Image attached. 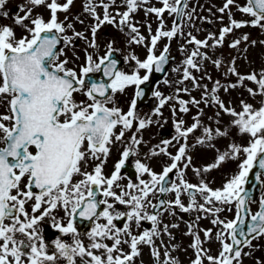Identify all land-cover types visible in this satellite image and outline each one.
<instances>
[{
  "label": "snow or ice",
  "instance_id": "1",
  "mask_svg": "<svg viewBox=\"0 0 264 264\" xmlns=\"http://www.w3.org/2000/svg\"><path fill=\"white\" fill-rule=\"evenodd\" d=\"M8 2L0 0V17L11 19L23 29V34L17 37L12 26L0 25V103L6 106V111L0 112V264H77V261L79 264H137V261L143 264L145 247L153 264H181L172 254L181 247L174 243L173 235L179 224L164 220L166 215L177 217V210L196 213L184 233L191 237V243L184 249L192 250L190 264H244L245 258H253L256 251L264 249V245L254 243L264 240V195L258 200V210L253 212L249 205L254 201L247 187L254 168L264 170V67L241 74L237 66L239 59L247 60L248 47L241 46L255 47L257 41L249 42L248 34L232 40L227 47L238 54L227 62L213 59L208 52L211 49L214 55V50L223 48L226 37L234 34V30L252 27L264 32V0H245L243 5L236 0H224L217 11L221 23L227 14L228 24L219 29L218 36L209 33L203 40L184 32L185 27H195L197 19L196 8L190 9L188 0H157L161 7H156L152 0H120V3L84 0L83 11L92 20L84 32L76 31L74 23L69 22L67 14L74 0L63 3L25 0L11 16L5 10ZM233 7L249 19H234ZM40 8L48 13L47 20L42 13L33 15ZM121 8L124 10L120 11ZM141 10L146 18L154 15L159 21L154 34L147 22L148 36L141 33L140 22L134 20ZM58 13L64 14L63 20ZM165 13L173 17L168 30H165ZM199 19L212 23L207 17ZM75 21L84 24L79 17ZM105 25L122 33L127 29L128 45L146 49L143 60L134 53L124 57L130 71L118 68L117 59L112 57L119 50L112 41L102 57L94 55L99 49L98 32ZM68 31L72 35H67ZM180 38L184 43L179 51L186 55L181 64L171 69L180 76L175 81L177 87L170 96L153 89L151 95L158 104L150 116L142 118L138 114V99L145 96L142 86L147 87L154 73L167 74L170 42ZM77 40H83L86 45L79 71L68 67L67 59L60 58L66 55V49L75 48ZM162 40L167 42L157 55ZM259 44L264 47V40ZM207 63L222 70L226 82L213 81L206 70ZM194 71L201 75H194ZM96 72H102L108 82L87 84L85 78ZM230 78H235V82ZM204 80L212 87L203 83ZM163 82L170 84L167 79ZM186 82L191 87H179ZM249 82L255 87H249ZM130 87L134 88V97L125 112L117 106L115 97L126 94ZM237 88H243L250 98L260 97V106L241 99L238 112L226 104L221 95ZM197 90L200 99L191 95ZM181 93L189 99L180 98ZM77 94L84 99L78 101ZM170 102H174L173 117L189 113V106L196 108L192 124L185 127V120L174 119L176 135L162 140L146 153L148 160L166 158L159 173L137 159V182L120 184L125 162L138 154L137 146L145 143L137 134L157 122L152 117L161 116V110ZM201 104L215 107L216 119L208 117L215 127L201 121L204 114ZM221 113L232 118L229 130L220 126ZM133 128L135 131L126 141V132ZM231 128L248 136L247 146L230 143L226 150L217 149V138H229ZM197 130L201 132L198 137L194 135ZM190 134L195 140L191 145ZM117 143L125 147L114 170L106 176L104 168ZM169 147L176 149L175 154ZM197 147L216 152L213 162L195 166L189 150ZM229 161H239L237 171L221 188L213 189L207 174ZM189 171L198 178L196 184L187 179ZM262 174L255 173L257 182ZM145 175L148 179L142 178ZM172 175L176 179L169 183ZM169 194L171 199H160ZM60 212L63 217L58 218ZM225 212H234V218L221 219ZM77 216L92 222L90 231L85 233L87 244L74 226ZM202 219H210L219 230L200 228ZM45 220L51 221L59 233L70 236L71 243L57 237L50 253L40 227ZM117 222H123L122 226ZM145 222L150 228H144ZM212 241L219 244L216 255L205 247ZM254 264H264V257L255 258Z\"/></svg>",
  "mask_w": 264,
  "mask_h": 264
},
{
  "label": "rangeland",
  "instance_id": "2",
  "mask_svg": "<svg viewBox=\"0 0 264 264\" xmlns=\"http://www.w3.org/2000/svg\"><path fill=\"white\" fill-rule=\"evenodd\" d=\"M237 1L238 0H236V3L240 4ZM59 2L63 3V2H65V0H59ZM23 3H25V0H9L5 10L8 11L10 16H11V15L16 13L17 6L20 4H23ZM117 3H120V0H117ZM152 3L156 7H159L161 5L160 3L157 2V0H152ZM223 3H224L223 0H192L189 4V8L190 9L192 7L196 8V14L195 15H196L197 19H195V21H194L195 27H185L184 32L185 33L191 32L192 35L196 36L197 39H200V40L205 39L209 33H214L218 36L219 29L221 27L227 25L229 22L228 17H226V14H224V17H223V23H221L219 20V17L221 14L217 11V9L222 7ZM83 4H84V0H74V4L70 8L69 13L67 14L68 18H69V22H73L76 17H79V19H81L83 21H89V22L92 21L91 18L88 17L87 14L83 11ZM209 9H211V12H209ZM123 10H124L123 8L120 9V11H123ZM231 10L233 13V18L236 19L237 21L244 20L245 18L248 17L246 15L239 13L235 7H233ZM113 11H114V9H113ZM41 13L44 15V18L47 20L48 13L43 8L37 9L33 13V15L35 16V15L41 14ZM21 15H23V13H21ZM58 16H59L60 20L64 19V14L58 13ZM135 17H137V18H135ZM199 17H207L209 20L212 21V23L202 22L199 19ZM171 18L172 17L169 16L168 14H167V17H164V22H166L165 26H167V23H168L169 28H171L169 25ZM134 20L150 21L152 23L151 24L152 26H154L153 20H156V23H157L156 26H158V23H159V21L156 19L155 16H154V19L152 18L151 15L146 18L143 10H141L137 14H135ZM5 22L10 23V24L13 23L11 19H4V18L0 17V25H3ZM150 22H148V23H150ZM7 25H9V24H7ZM15 26L16 25H14L12 27L14 28ZM84 27H85L84 25L79 24V25H77V28H75V30L78 32H84L85 31ZM196 28H198V29L196 30ZM103 29H104V27H103ZM145 29H147L146 26H145ZM21 30H23V29L21 28ZM165 30H166V28H165ZM246 30H247V27L236 30L238 32L236 34V36H239V34L242 33V31H246ZM126 32H127V29H125V32L122 33V35L124 36L123 43L128 45L127 36L125 34ZM251 32H252V35L249 36V42L252 40H255V41H257V44L255 47H249L246 44L241 46V47H248L247 60L241 58L237 61L238 70L241 74L247 73L246 65L251 66V71H253V70L258 71L262 67H264V47H262L259 44V41L264 39V32L260 31L259 29L252 30ZM66 34L71 35L72 32L68 31ZM102 34H104V33H102ZM233 38L226 37L225 44H224L223 48H219V49L214 50V53H215L214 55H213V50L209 49L208 50L209 55H212L213 59L220 58L222 60H225V62L230 60L232 58V56H236L238 53L227 47L228 43H230ZM106 39L109 40L110 38H106ZM112 39H114V41L117 42L116 38H112ZM166 42L167 41L162 40L159 43L158 49H157V54H159V51L163 48V45ZM183 43H184L183 38L182 39L180 38L178 41L173 43L172 52L176 53L179 56L178 63L175 64L173 67H176L177 65L181 64L182 60L184 59V57L186 55V53L182 54L179 51V48ZM210 43H211V41H210ZM140 48L143 52H146V49L144 47L140 46ZM189 50H191V46H189ZM136 53H137V50H136ZM145 56L141 55V58L144 59ZM205 67H206L208 74L212 75L213 81L220 79L222 82H226V81H224V78L221 74L222 70H219V72H217L218 69L213 67L211 65V63H207L205 65ZM193 74L196 76L201 75V73H197L195 71L193 72ZM166 79L170 82V84H165L164 82H162V84H161L162 87H161L160 91L162 92V94L164 96H170L174 93V91L177 87L175 81L179 80L180 76L178 74L170 71L169 75ZM230 81L235 82V78H230ZM203 83L208 84L209 88L212 87V84L208 80H204ZM184 86L191 87V84H190V82H186L185 85H180L179 87H184ZM248 86L249 87H255L250 82L248 83ZM191 95L197 99H200V91H198V90L192 92ZM186 97H189V96L186 94H183V93L180 94V98L185 100ZM221 98L226 102V104H229L231 102L232 107H234L236 109V111H238V112L241 110V108H240V100L241 99H244L246 102L253 104L255 107L260 106L259 105L260 97L250 98L248 93L243 88H237L235 90H230V92L228 94H222ZM173 103L174 102H170L168 105H166L161 110L162 115L158 116V117L168 118L169 121L172 123H173L174 119L182 118L186 122L185 127L190 126L193 122L192 117L197 115V109L189 106L191 108L189 113L179 114L177 117H173L172 112H171V108H172ZM157 104H158V101H156L153 110L155 109ZM200 107L204 109V114L200 117L203 124L206 126L214 127L215 124L212 121H209L208 117H213L214 120L216 119L214 116V113L216 111L215 107H205L203 104H201ZM5 111H6V106L3 105L2 103H0V112H5ZM219 119H220V121L221 120H230V117L226 114L221 113V116ZM162 121L163 120H161V122ZM160 125H161L160 120L157 119V123L155 124V130L152 132L151 139L148 141V145L142 144L140 146V149L138 150L139 160H141L142 162L148 163L150 166H156L157 168L161 167L162 162L166 158L160 157V158H153L152 160H148L146 158V153H148L149 149L154 148L157 144H160L161 139L158 136ZM220 126L225 130H229V128H228L229 125H228V122H226V121L221 122ZM230 131H231L232 135L229 138H217V142H216V148L217 149H218V147L227 148L228 144L237 142V138H238L239 133L237 131L232 130V129H230ZM142 132H149V130H143ZM197 137H198V135H197ZM188 142L190 145L195 143V140L192 138L191 134H190ZM173 143H175V141H173ZM243 145L247 146V136L244 139ZM219 150L223 151L222 149H219ZM169 151H171V152H173V154H175L176 149L169 147ZM189 151H190V154L192 156L194 155L193 161H194L195 166H197V167H201V166H204V165H207V164L213 162V159L216 155V152L211 151V150H207L203 147H197L195 149L190 148ZM192 151H194V154ZM159 162H160V165H159ZM238 162L239 161H235L232 163L231 172H228L230 168H228L229 164L227 162L224 164L223 167H221L219 169H214V170L218 171V173L221 172V170H222V173L225 174L227 172L226 175H230V173L233 174L234 172L237 171ZM214 170H212L206 176V179L210 182V187H212V188H213V184L211 183L212 182L211 176L215 174ZM224 174L222 176H225ZM218 176H221V175H218ZM187 179L189 180V182H191L193 184H196L198 181V178L195 177L191 171L187 172ZM222 181H224V179ZM184 202H185V204H187V202H188L186 197L184 198ZM195 216L196 215H194V217ZM220 218L230 220V215L228 214V212H225L221 215ZM164 220L166 223H168V222L179 223V221H180L178 216L175 218H172V217H168L167 215L164 217ZM199 227L202 229H209V228L213 229L214 228L213 229L214 232L219 230L218 228L214 227L210 223V219H202L201 221H199ZM186 231H187V227H185L183 225H179L178 229L173 230V235L176 237V241H174V243L179 244L181 247H180V249H178L176 252H174L172 254L179 258V260L181 261V264H190V258L193 257V253H192V250L190 248L187 250V252L184 251V249L188 248V245L191 243V237L184 235V233ZM201 238L203 239V233H201ZM164 239L167 242V237H165ZM157 243H159V241H157ZM257 244H264V240H260ZM205 247H208L211 249L212 255H216L218 248H219V244L215 241H212L211 243L206 244ZM161 251H163V250H161ZM257 252H259V254ZM255 253L260 255V256L253 257V258H245L244 264H246L247 261L254 264L255 258L264 257V255H261L262 251H256ZM146 256H147V258H146ZM142 260H143V264H148V260L151 261V258L149 255V250L147 248L143 249ZM137 264H139V261H137Z\"/></svg>",
  "mask_w": 264,
  "mask_h": 264
},
{
  "label": "flooded vegetation",
  "instance_id": "3",
  "mask_svg": "<svg viewBox=\"0 0 264 264\" xmlns=\"http://www.w3.org/2000/svg\"><path fill=\"white\" fill-rule=\"evenodd\" d=\"M73 23H74V28H77L78 22L74 21ZM84 24L88 25L90 23L84 22ZM112 28H114V27H112V26H109L108 28L105 27L104 29L102 28L99 32L104 31V33H109L110 29H112ZM140 31L143 35H145V36L148 35L147 30H140ZM112 32L114 33V36L117 37V42L115 43V45L113 47L119 50V51L115 52V55H116V58L118 61V68L122 71L128 72V71H130V65L125 62L124 57L126 55H128L129 53H134L141 60H143L141 58V54H140L141 48H140V46H137V45H131L130 46V45L123 43L124 36L122 35V32H119V31H116V32L112 31ZM154 33H155V31L153 30V34ZM22 34L23 33H19L18 35L21 36ZM85 46L86 45H83L81 47L80 53H72L71 54L70 68H75L77 71H79V67L84 63V51H83V49L85 48ZM74 49H77V47L75 46ZM136 50H137V53H136ZM77 57H79V59H76ZM98 73L99 72L92 73L93 79L95 81H104L105 77L101 73H99V74ZM133 97H134V88L130 87L126 90V94H118L115 97V99L117 101V106L126 112L128 110L129 103ZM76 99L79 101V100H83L84 97L82 95L77 94ZM154 103H155V100L152 102H149L148 105H144L143 107L138 108V114L142 118H146V117L150 116L148 111L153 107ZM109 106H111V105H109ZM152 119H153V121L156 120V118L154 116L152 117ZM145 130H149V132H146V133L140 132L137 135H138V137L143 139V141L145 142L144 145H148V140L150 139V136L152 135V131L155 130V124L152 123L151 125L146 127ZM117 131H119V129H117ZM134 131H135V128H133L131 131L126 132V134H125V140L126 141L132 136ZM124 147H125V145L121 144V143H117L115 146H113L112 151H111V155H110V157L107 161V164L104 168V174L106 176L110 175V173L114 170V165L121 158L120 154H121ZM136 156H133V158H132L133 162L136 159ZM88 170L91 171V168H89ZM122 177L123 178L119 181V183L123 185V184H126L127 181H129V178H128L127 174L124 172H122ZM142 178L148 179V177L146 175ZM135 181H137V179ZM97 198L100 199L101 197L98 196ZM102 207L103 206H101V209H102ZM57 217L58 218L63 217V213L62 212L57 213ZM73 222H74V226L77 227V232L80 234V239L83 240V242L85 244H87L88 239H87V236L85 235V233L90 231L91 226H92V222L82 220L78 216L74 219ZM99 222L102 223L103 221L101 220ZM64 223L66 224V219H65ZM40 227L42 229V234H43V237L45 239V242L50 246L49 247L50 253L52 251V248L54 247L53 241L57 237L62 238L65 242L71 243V237L70 236H64L63 234L59 233L58 230H56L54 227L51 226V221L45 220L44 222H42ZM254 257H257V256L254 255ZM77 264H79V261H77Z\"/></svg>",
  "mask_w": 264,
  "mask_h": 264
},
{
  "label": "water",
  "instance_id": "4",
  "mask_svg": "<svg viewBox=\"0 0 264 264\" xmlns=\"http://www.w3.org/2000/svg\"><path fill=\"white\" fill-rule=\"evenodd\" d=\"M168 66V65H167ZM167 66H166V69H167ZM164 76V74H161V73H155V79H156V82L162 78Z\"/></svg>",
  "mask_w": 264,
  "mask_h": 264
}]
</instances>
